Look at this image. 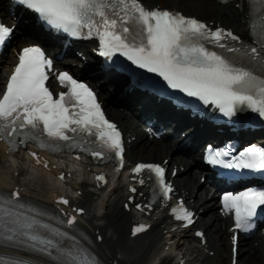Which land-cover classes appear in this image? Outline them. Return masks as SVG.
I'll list each match as a JSON object with an SVG mask.
<instances>
[{
	"label": "bare ground",
	"instance_id": "bare-ground-1",
	"mask_svg": "<svg viewBox=\"0 0 264 264\" xmlns=\"http://www.w3.org/2000/svg\"><path fill=\"white\" fill-rule=\"evenodd\" d=\"M143 1L145 3H157L158 5L164 4L178 10H185L199 15L209 16L210 20H220L222 24H228L229 26L244 32L246 31V24L244 23L245 21L242 20H245L247 10L250 11L249 5H246L243 2L241 3L238 0L234 1L233 5H231V3L221 4L210 0ZM260 8L262 7L260 6ZM4 10L5 4L0 0V11ZM4 21L8 24L13 23V19L9 17H5ZM19 29L20 26L15 29V39H19ZM26 31L29 33L30 29L26 28ZM25 42H27L26 39H19L16 41V43L21 45L20 48L25 46ZM32 43L33 41L29 39V44ZM9 51L12 54V45ZM67 61L68 64L66 66L59 62L57 63V66H61L62 69H71L77 72L78 69L72 67V64L77 65L80 61L77 59H68ZM121 63L119 67L122 70ZM6 64V61H3L0 65L2 73L5 71ZM101 96L103 99L104 95L102 94ZM123 103L132 107L138 102L131 103V100H129ZM135 106L136 105H134V107ZM137 107L139 108L140 106L137 105ZM127 111L130 118L117 109L112 110L111 108H108L110 118L120 124L126 137H135L134 141L128 146L126 163L132 164L139 158L144 157L153 160L160 157L168 158V155L173 151V156H171L167 162L168 166L173 167L174 165H177L179 168V166H183L182 164L185 165V169L183 171H180L179 169L178 175L174 179L176 190L185 195L188 201H191L195 207H198L197 210H202L199 211V217L202 220L201 223H203V227H201V223L198 225L205 232L207 238V242L205 241V243H209V251H215V253L211 256L206 254L204 259H207V261H203L199 257L204 251L203 246L194 244L188 246L186 240L182 239L185 234L180 236L171 233L169 231L170 226L159 229L162 224H167V219L160 212L154 214L157 219L153 221L150 234L140 239L136 238L135 240L124 238L123 235L128 227L129 219L128 215L123 213L121 209L117 207V203H119L118 197L120 193L123 192L122 187L116 185L114 190H109L108 192L104 190L95 191L87 186V180L84 174L74 175L76 180H82L83 182L79 187H82L85 192L80 201L88 210V227L93 228V230L101 229L104 231V240L106 241L96 244L100 249L102 260L106 263L109 260H112L113 262L116 261L117 264H156L157 262L159 264H174L177 259L184 260L185 264L197 263L200 260L201 264L202 262H204V264H230L228 235L227 233H221L222 229H228L229 223H227L225 219H221L219 215L215 214L218 213V203L214 201L216 193H213L212 190L210 192L209 184L201 183V185H199L201 189L199 191L197 190L199 178H196L200 177L204 172L199 162L193 157L187 158V163H185L184 160L181 161V156L175 155L177 150L174 147L173 142H167L170 138H167L164 142H152L144 131L146 126L143 122V116L138 112L133 113V110L131 109ZM171 118H173V116L170 115L169 119ZM173 138L177 143V135ZM179 140L180 142L182 141L181 133L179 135ZM259 140L261 141V139ZM171 147L173 148L171 149ZM10 158L17 162L21 157L14 155L10 156ZM4 159L3 151H0V191L9 189L13 180H19L21 183L19 187L22 191L38 201L47 202V198L42 195L43 187H46V190L49 189V192H52V194L58 191L59 187L56 183H53V180L49 181L42 173L40 174L39 171H35L37 175L29 173L22 164L18 167L20 175L10 177L9 173L2 171L7 165V161ZM88 166L90 167V165H85L83 169H87ZM123 180L121 173L118 177V182H122ZM19 181H16V184H18ZM36 181L38 182L35 185L31 183H35ZM74 189L73 191H75ZM192 194H194V197ZM211 212H213L212 216L208 217L209 215L207 214ZM216 222L219 223V225H216ZM206 223H210L209 226H207ZM163 230L164 233L162 232ZM209 237H212L211 241H209ZM259 237H261V240L253 239L249 240L247 245L243 243L239 244L238 264H263L261 257L264 253V239L262 236ZM167 239H169V241H167ZM173 239H175V241H173ZM191 247H193V249H191ZM167 253H169V255H167ZM161 256H164V258L161 259Z\"/></svg>",
	"mask_w": 264,
	"mask_h": 264
},
{
	"label": "rangeland",
	"instance_id": "rangeland-1",
	"mask_svg": "<svg viewBox=\"0 0 264 264\" xmlns=\"http://www.w3.org/2000/svg\"><path fill=\"white\" fill-rule=\"evenodd\" d=\"M186 13H187V12H186ZM188 14H195V15H197V14L194 13V12H191V13H188ZM197 16H198V15H197ZM201 17H203V16H201ZM43 191H45V192L47 191V190H46V187H43Z\"/></svg>",
	"mask_w": 264,
	"mask_h": 264
}]
</instances>
